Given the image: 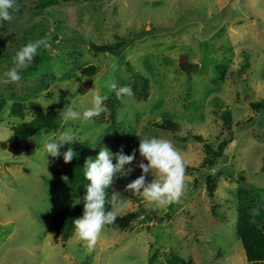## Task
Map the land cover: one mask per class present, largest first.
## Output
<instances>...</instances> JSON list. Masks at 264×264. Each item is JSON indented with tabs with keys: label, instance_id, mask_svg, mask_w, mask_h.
<instances>
[{
	"label": "rangeland",
	"instance_id": "obj_1",
	"mask_svg": "<svg viewBox=\"0 0 264 264\" xmlns=\"http://www.w3.org/2000/svg\"><path fill=\"white\" fill-rule=\"evenodd\" d=\"M17 3L14 19L0 21V78L29 41L46 38L54 52L38 49L19 83H0V264H248L236 233V189L243 176L245 187L264 198V111L252 106L264 101V0L68 1L46 9L37 0ZM121 41L109 52L91 48ZM88 66L97 68L92 77L82 73ZM113 82L134 93L120 97L114 127L105 102L116 93L107 86ZM93 94L108 97L107 110L85 121ZM31 103L59 111L61 127L38 132L16 155L1 144L15 141L13 129L33 120ZM17 104L21 116L13 114ZM67 108L80 118L64 122ZM164 121L178 132L156 127ZM64 131L93 160L103 146L113 154L137 150L126 166L133 171L118 175L109 190L124 199L118 214L140 217L128 229L106 226L91 251L75 233L63 242L54 227L85 194L67 188L61 155L44 148ZM195 135L215 147L231 141L214 168L199 169L205 152ZM151 137L170 140L186 167L196 169H186L181 200L164 208L125 190L142 174L140 139ZM152 179L149 173L146 181Z\"/></svg>",
	"mask_w": 264,
	"mask_h": 264
},
{
	"label": "clouds",
	"instance_id": "obj_2",
	"mask_svg": "<svg viewBox=\"0 0 264 264\" xmlns=\"http://www.w3.org/2000/svg\"><path fill=\"white\" fill-rule=\"evenodd\" d=\"M19 11L17 0H0V21H12L14 13ZM44 48L50 53L54 52L50 42L46 38L36 41H29L21 47L13 57V67L3 73L0 83H19L22 79V70L27 69L38 49ZM111 90L116 91L117 97L134 95L130 86L117 88L113 82L107 85ZM107 96L93 94V106L83 112L85 121L98 117L107 109L104 101ZM64 122L77 120L80 113L73 108H67L61 113ZM76 137L70 131L61 132L55 138H48L44 142L47 155L59 157L61 147L65 144L75 143ZM136 151L126 155L121 150L115 154L106 146L101 147L95 160L88 158L84 165V176L88 181L85 186L83 196V214L73 220L75 226V236L78 242H84L89 251L98 243L105 227L115 222L119 211L122 209V201L118 192H113L109 200L108 189L114 184L118 175L127 176L133 168L126 167L132 165L136 158ZM138 151L141 162L137 165L142 174L126 185V191H131L134 195L142 196L149 204L157 208H164L173 203H177L185 195L188 189L186 181V162L174 144L165 138H145L140 139ZM76 153L69 147L63 153L65 163L71 162ZM115 158V163L113 159ZM146 160L147 164L143 161ZM151 173L154 177L151 182L146 181L147 175ZM63 179L67 180V177ZM111 204V210L106 209L107 204ZM253 215H258L256 209L252 210Z\"/></svg>",
	"mask_w": 264,
	"mask_h": 264
},
{
	"label": "trees",
	"instance_id": "obj_3",
	"mask_svg": "<svg viewBox=\"0 0 264 264\" xmlns=\"http://www.w3.org/2000/svg\"><path fill=\"white\" fill-rule=\"evenodd\" d=\"M68 1L75 2H97L101 0H37L36 7L38 9H46L51 6L59 5L61 3H67ZM124 42H117L111 45L96 46L92 45L91 48L94 51L109 52L117 50L123 46ZM184 69H188L187 66L182 65ZM88 77H92L97 73L95 66H88L82 71ZM149 86L146 82L144 86V97H148ZM109 111V117L111 120V126L116 124L117 109L120 106V97L118 98L116 93L108 98L106 101ZM253 108L257 111H264V101L252 104ZM3 107V102L0 101V110ZM32 110L34 112V118L31 122L22 123L18 127L13 129L15 139H30L38 132H57L60 130V113L57 110L44 111L41 107L35 103H31ZM13 114L21 116V105L17 104L13 108ZM225 126L229 130L232 125L231 113L224 112ZM156 127L165 130L178 132V127L171 122H162L156 125ZM232 134V132H230ZM193 138L200 141L203 144L205 152V158L201 163L199 169H212L224 155V150L231 143V141H224L215 147L213 144L204 140L202 136L195 135ZM71 147L76 153L74 158L69 163H65L63 160V153ZM61 157L63 162V176L67 177L66 186L70 190L81 188L85 192V186L88 181L84 176V165L88 159L84 156L83 146L78 140L71 145H63L61 147ZM115 161V158H114ZM188 171H196L191 167H186ZM242 184L236 189L237 198V224L236 233L243 244L246 259L248 264H264V198L260 194L255 193L245 187V179L241 176ZM206 186L210 196L214 194L213 181L210 177L206 179ZM109 200L111 198V192L108 189ZM112 205L109 203L106 205V209L111 210ZM256 209L258 215H253L252 210ZM83 214V199L78 203L61 211L57 219L54 222L56 232L60 235L63 242H66L75 233V226L73 220L81 217ZM140 217L139 213H128L125 215L118 214L114 223L107 225L120 229H128L135 224ZM165 219L161 218L160 221Z\"/></svg>",
	"mask_w": 264,
	"mask_h": 264
},
{
	"label": "water",
	"instance_id": "obj_4",
	"mask_svg": "<svg viewBox=\"0 0 264 264\" xmlns=\"http://www.w3.org/2000/svg\"><path fill=\"white\" fill-rule=\"evenodd\" d=\"M1 147L6 148L11 153L18 155L29 148V141L28 139L24 138L17 139L10 144L3 142L1 144Z\"/></svg>",
	"mask_w": 264,
	"mask_h": 264
},
{
	"label": "flooded vegetation",
	"instance_id": "obj_5",
	"mask_svg": "<svg viewBox=\"0 0 264 264\" xmlns=\"http://www.w3.org/2000/svg\"><path fill=\"white\" fill-rule=\"evenodd\" d=\"M15 140H17V139H15Z\"/></svg>",
	"mask_w": 264,
	"mask_h": 264
}]
</instances>
